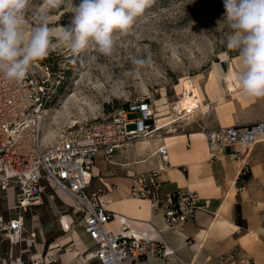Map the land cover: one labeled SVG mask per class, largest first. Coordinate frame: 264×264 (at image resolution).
I'll list each match as a JSON object with an SVG mask.
<instances>
[{
  "label": "crops",
  "instance_id": "0c3cea01",
  "mask_svg": "<svg viewBox=\"0 0 264 264\" xmlns=\"http://www.w3.org/2000/svg\"><path fill=\"white\" fill-rule=\"evenodd\" d=\"M233 65L237 75L239 57L234 58ZM230 71L215 70L204 90L202 109L211 108L212 120H203L197 129L119 149L114 163L102 157L95 160L90 191L105 190L104 200L114 214L108 228L155 240L167 252L143 264H214L218 256L234 248L254 264H264V141L250 152L244 149V159L237 160L231 147L211 143L206 137L208 131L220 127L264 121V98L245 99L236 78L230 82L233 87L225 80ZM164 144L168 148L166 158L155 154ZM246 161L249 173H244ZM150 171L159 172L163 199L180 188L199 192L200 209L183 228H170L149 200L131 196L133 176ZM63 222L70 228H63V234L49 244L47 251L56 256L51 264H86L83 257L94 241L83 220L75 224L64 218ZM35 240L37 252L43 251L47 243L41 228ZM26 244L31 245V240ZM23 246L12 244L0 232V264H24V253L29 249Z\"/></svg>",
  "mask_w": 264,
  "mask_h": 264
},
{
  "label": "built area",
  "instance_id": "2783aa9c",
  "mask_svg": "<svg viewBox=\"0 0 264 264\" xmlns=\"http://www.w3.org/2000/svg\"><path fill=\"white\" fill-rule=\"evenodd\" d=\"M50 75L49 67L41 60L35 62L22 82H10L0 75V188L7 191L8 208L14 210L8 218L0 214V232L15 245L34 242L37 232L27 229L22 212L41 204L46 189L51 187L58 194L70 196L82 213L86 231L94 241L84 255L86 261L143 264L151 257L166 256L165 248L155 240L110 230L108 224L114 214L107 208L105 190L90 191L92 168L98 157L114 163L117 150L163 137L155 105L149 98L132 101L48 142L44 113L52 96ZM206 137L211 143L231 147L233 158L241 160L244 149L250 152L264 141V121L220 127L208 131ZM167 152L164 144L155 154L166 158ZM248 167L246 161L244 173H249ZM158 175V171H150L133 176L131 196L149 200L152 208L162 213L167 226L181 229L200 209L201 196L195 190L180 188L163 199ZM53 261L54 253L48 252L36 256L34 264ZM214 264L254 263L234 248L218 256Z\"/></svg>",
  "mask_w": 264,
  "mask_h": 264
},
{
  "label": "rangeland",
  "instance_id": "374dc122",
  "mask_svg": "<svg viewBox=\"0 0 264 264\" xmlns=\"http://www.w3.org/2000/svg\"><path fill=\"white\" fill-rule=\"evenodd\" d=\"M75 4H79V0H64L58 9L49 11V26L59 28L70 24ZM31 7H42L41 0H32ZM224 14L223 0H154L133 26L132 32L140 33L141 38L136 39L134 34L118 36L117 46L110 56L98 53L94 46L80 53H73L66 46L51 50L43 60L52 70L48 82L50 93L57 95L44 113L45 127L59 136L47 137V141L55 142L62 134L78 130L86 122L106 117L122 105L143 98H149L155 105L160 126L170 123L162 129L164 135L197 129L203 120H212L211 108L202 109L205 99L192 113L183 111L180 114L178 102L184 96L185 80L190 79L200 94L204 93L214 71H227L234 58L239 57L238 52L227 49L222 43L231 31L223 19ZM26 21L30 31L33 26L31 12L26 14ZM149 55L151 63L138 75L124 77L123 73L132 68L133 58ZM227 79L229 83L233 80L231 75ZM119 80L124 83L116 96L113 87ZM72 94L79 99V106L72 109V117L69 120L61 118L58 124L51 122L55 113L62 111L64 100ZM201 96L203 99L204 94ZM76 119L80 122L71 127V120ZM68 197L48 187L41 204L22 212L27 229L37 232L41 228L47 243L43 251L37 252L36 240L31 241V245L23 242V247L29 249L24 253V264H34L36 256L48 253L49 244L63 234L64 218L72 219L75 224L82 221V213ZM12 212L14 210L8 208L7 191L0 188V214L8 218ZM30 219L33 225L28 223ZM85 263L100 264L93 259Z\"/></svg>",
  "mask_w": 264,
  "mask_h": 264
},
{
  "label": "clouds",
  "instance_id": "9594fccd",
  "mask_svg": "<svg viewBox=\"0 0 264 264\" xmlns=\"http://www.w3.org/2000/svg\"><path fill=\"white\" fill-rule=\"evenodd\" d=\"M226 20L231 31L222 41L227 49L238 52L240 70L236 76L245 99L264 98V0H223ZM42 7L33 9L32 0H0V75L10 82H22L35 62L51 50L66 46L80 53L89 46L110 56L118 36L133 33L136 19L154 0H79L72 9L71 22L59 28L50 27L49 11L58 9L64 0H41ZM32 14V27L27 30L26 14ZM151 63V56L133 58L132 68L124 77L138 75ZM124 80L113 87L119 96Z\"/></svg>",
  "mask_w": 264,
  "mask_h": 264
},
{
  "label": "bare ground",
  "instance_id": "6f19581e",
  "mask_svg": "<svg viewBox=\"0 0 264 264\" xmlns=\"http://www.w3.org/2000/svg\"><path fill=\"white\" fill-rule=\"evenodd\" d=\"M230 70H231L230 75H231L232 79L233 78L235 79L237 75L235 73V67L233 64L230 66ZM230 86L233 87V85H231V83H230ZM184 87H185L184 96L178 102V110H179L178 112L180 114H182L183 111L190 112V113L194 112L197 109V107L200 106L199 102L202 100L204 101V98L202 99V96H201V94L203 95L204 93L200 94L199 88L195 87L190 79H187L184 81ZM202 92H203V90H202ZM78 101H79V99H78L76 94L69 95V97L67 99H65L63 104H62V109H61L62 111L56 112L55 115L53 116V118H52L53 120L51 122H53L54 124H58L60 122L61 118L69 120L72 117L73 107L79 106ZM47 114H49V113H47ZM79 122L80 121L77 119L71 120V127L76 126ZM168 124H170V123H168ZM168 124H164L163 126H160V129L165 128L166 126H168ZM45 132L48 135L47 137H51V138L54 137L53 139H55L59 136L58 133H56V131L47 128V126L45 127ZM68 198L71 200L70 197H68ZM64 227L70 228V224L68 222H66V223L63 222V228Z\"/></svg>",
  "mask_w": 264,
  "mask_h": 264
},
{
  "label": "trees",
  "instance_id": "16d2710c",
  "mask_svg": "<svg viewBox=\"0 0 264 264\" xmlns=\"http://www.w3.org/2000/svg\"><path fill=\"white\" fill-rule=\"evenodd\" d=\"M41 61H42L43 64L47 65V66L49 67L50 71L52 72V70H51V68H50V65L47 64L43 59H42ZM56 95H57L56 93L52 94V96H51V98L48 100V102H47L45 108H47L50 104H52V103L54 102ZM127 104H128V103H127ZM127 104H124V105H127ZM124 105H122V106H124Z\"/></svg>",
  "mask_w": 264,
  "mask_h": 264
}]
</instances>
